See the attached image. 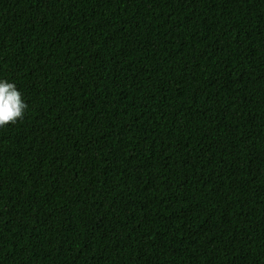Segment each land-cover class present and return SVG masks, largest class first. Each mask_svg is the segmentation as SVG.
<instances>
[{"label": "trees", "instance_id": "1", "mask_svg": "<svg viewBox=\"0 0 264 264\" xmlns=\"http://www.w3.org/2000/svg\"><path fill=\"white\" fill-rule=\"evenodd\" d=\"M0 264H264V0H0Z\"/></svg>", "mask_w": 264, "mask_h": 264}, {"label": "clouds", "instance_id": "2", "mask_svg": "<svg viewBox=\"0 0 264 264\" xmlns=\"http://www.w3.org/2000/svg\"><path fill=\"white\" fill-rule=\"evenodd\" d=\"M27 102L13 82L0 78V127L23 118Z\"/></svg>", "mask_w": 264, "mask_h": 264}]
</instances>
